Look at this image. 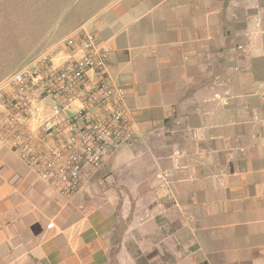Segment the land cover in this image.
<instances>
[{
	"label": "crops",
	"instance_id": "1",
	"mask_svg": "<svg viewBox=\"0 0 264 264\" xmlns=\"http://www.w3.org/2000/svg\"><path fill=\"white\" fill-rule=\"evenodd\" d=\"M98 2L0 0V81L83 25L137 133L69 199L0 141V264H264V0Z\"/></svg>",
	"mask_w": 264,
	"mask_h": 264
},
{
	"label": "built area",
	"instance_id": "2",
	"mask_svg": "<svg viewBox=\"0 0 264 264\" xmlns=\"http://www.w3.org/2000/svg\"><path fill=\"white\" fill-rule=\"evenodd\" d=\"M109 51L82 25L0 81V141L67 199L137 135Z\"/></svg>",
	"mask_w": 264,
	"mask_h": 264
},
{
	"label": "rangeland",
	"instance_id": "3",
	"mask_svg": "<svg viewBox=\"0 0 264 264\" xmlns=\"http://www.w3.org/2000/svg\"><path fill=\"white\" fill-rule=\"evenodd\" d=\"M95 1H98V0H95ZM99 2H101L102 4H108V3L110 2V3L108 4V5H109V7H108V11H109L114 5H115L116 7L120 6V3L123 2V0H99ZM99 2H98V3H99ZM90 4H94V1H90ZM74 11H75V10H73V11L69 14V16L72 17V16H73L72 14L74 13ZM108 11H107V12H108ZM116 153H117V152H116ZM116 153H115V154H116ZM115 154H114L111 158H113V157L115 156ZM111 158H110V159H111ZM110 159H108V160H110ZM108 160H107V161H108ZM96 173H97V172H96ZM96 173H95V174H96ZM95 174L92 176V178L90 179L89 183H86V185H90V183L92 182V179L94 178ZM110 186H111V187H112V186L114 187V186H116V183L113 182ZM113 187H112V188H113ZM82 188H83V187H82ZM109 188H110V187H109ZM137 204H138V206H139V205H141L142 203H137ZM138 209H140V208H138Z\"/></svg>",
	"mask_w": 264,
	"mask_h": 264
}]
</instances>
